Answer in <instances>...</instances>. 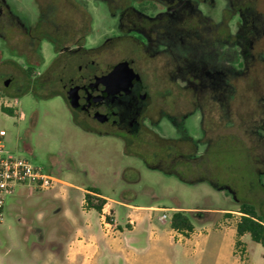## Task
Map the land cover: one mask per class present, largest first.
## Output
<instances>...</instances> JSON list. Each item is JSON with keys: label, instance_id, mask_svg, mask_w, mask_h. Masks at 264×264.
<instances>
[{"label": "rangeland", "instance_id": "rangeland-1", "mask_svg": "<svg viewBox=\"0 0 264 264\" xmlns=\"http://www.w3.org/2000/svg\"><path fill=\"white\" fill-rule=\"evenodd\" d=\"M7 1L25 23L44 26L43 39L36 43L0 37L2 142L8 153L64 184L50 190L18 185L5 196L0 264H121L105 255L94 260V247L85 254L79 251V244L86 243L104 250L108 240L123 238L121 231L134 247L133 264H227V240H221V248L213 247V234L193 260L189 246L183 245L188 236L171 231L169 222L175 210H187L197 229L233 223L239 214L221 209L237 210L236 200L216 182L233 185L239 198L264 204V0H180L161 11L145 5L140 17L147 40L143 46L132 39L107 40L117 35V17L128 10L139 12L143 0H72L82 11L70 0H54L61 18L58 34L53 0ZM84 12L89 20L77 22ZM134 14L128 19L135 22ZM81 25L85 45L99 46L92 51L96 60L136 61L152 96L150 118L137 138L75 114L58 84H41V73L54 66L56 49L71 43ZM213 74L227 81L219 101L198 85ZM176 91L182 95L173 104ZM167 115L184 116L181 133ZM240 143L258 156L257 176ZM166 146L187 159H178ZM91 187L106 197L107 210L116 211V226L108 231L99 212L87 213L85 195ZM116 201L174 209L141 211L149 221L130 233L140 220L127 222L131 218ZM239 245L235 251L242 256Z\"/></svg>", "mask_w": 264, "mask_h": 264}, {"label": "flooded vegetation", "instance_id": "flooded-vegetation-1", "mask_svg": "<svg viewBox=\"0 0 264 264\" xmlns=\"http://www.w3.org/2000/svg\"><path fill=\"white\" fill-rule=\"evenodd\" d=\"M56 1L58 3V0ZM70 2L74 5L76 4L74 7L82 11L79 4L72 0ZM160 2L143 0L137 6L139 12L128 10L124 14L119 15L116 20L117 26L115 29L117 35L109 36L107 40L124 41L125 39H132L143 46L147 41L143 30V19H141L145 12V5L161 11V9L171 8L177 3L180 4V0H165L164 2ZM57 3H55L56 6H58ZM56 12L57 8H55L53 22L58 27V34L61 22L55 20L57 19ZM79 14L77 22L86 23V19L88 18L89 20L86 12H84L83 16ZM133 14L140 23L137 20L135 22L131 21L132 18L128 19L133 17ZM82 25L78 27L76 37L73 36L70 39L71 43L58 47V50L56 49L57 57L52 62L54 66L50 67L51 69L45 68V72L41 73V84L49 87L58 84L60 86L59 94L63 96L75 114H81L83 118H90L93 122L107 125L112 129L124 130L130 137L137 138L141 133L145 121L150 118L148 110L152 103V96L144 84L136 61L130 57L120 59L117 62L107 61L103 63L96 60V54H93L92 51L99 46L93 48L85 45V34L79 32ZM43 26V22L40 21L34 26L25 23L7 0H0L1 38L11 42L21 37L28 39L31 43H36L38 39H43L41 37ZM104 43L105 41L101 42L100 46ZM70 64L72 68H69ZM239 65L243 66V63L239 62ZM48 74L52 78H49ZM209 76L207 75V77L199 79L198 85L201 87L200 90L210 91L212 98L217 96L216 99L219 101L224 96L227 81L220 76H214V74ZM107 86H109L108 90ZM112 90H114V93ZM179 93L180 91H176V94L172 93L174 95H172L173 100L171 101L173 104H175L176 99L181 97L182 94ZM69 94L74 98L73 103L75 106H72L70 98H68ZM125 106L129 107L127 112L124 111ZM163 113V111L160 112V114ZM167 117L171 124L176 127L175 129H178V132L183 131L182 121L184 120V116L172 117L167 115ZM168 148L172 149V153L175 157L178 156V159L182 160L184 158L176 148H171V146ZM184 159H187V157L185 156Z\"/></svg>", "mask_w": 264, "mask_h": 264}, {"label": "crops", "instance_id": "crops-1", "mask_svg": "<svg viewBox=\"0 0 264 264\" xmlns=\"http://www.w3.org/2000/svg\"><path fill=\"white\" fill-rule=\"evenodd\" d=\"M103 198H106L102 194L99 195ZM118 205H120L121 212L125 215V217H135L140 220V222L137 223L135 227H132V229L128 230V232H133L140 228L141 222L149 221V217L144 216L141 211H157V210H163V211H169L174 208H167V207H156V206H141V205H131L124 201H116ZM108 206V205H106ZM87 213H89L92 209H87ZM176 211V210H175ZM188 212L187 210H185ZM221 211L225 212H232L237 213L234 209H228V208H222ZM224 212V213H225ZM113 215L116 217V211L112 212ZM239 218V215H238ZM238 218L229 225H223L219 223L218 225H213L208 227L209 229L203 230V229H197V226L193 224V231L189 233L187 238L183 241L184 246H189L188 254L191 256V258L194 260L195 257L198 260L199 259V250L201 244L209 243L211 236L214 234L212 243L213 247L221 248L223 245L222 241L227 240L228 244V253L230 257L228 258L227 264H264V247L260 245L259 243H256L250 239V236L248 234H243L239 238L236 235V228L235 224L238 220ZM117 220V218H115ZM133 220L132 218L127 220V222L131 223ZM148 223L147 228L149 231V236L154 237L153 231L151 230L150 222ZM193 223V222H192ZM170 226V222H169ZM89 224L84 225V229L88 228ZM168 228V226H167ZM141 229V228H140ZM171 231H174L170 227ZM134 232V236H135ZM176 232V231H175ZM123 236L122 239L118 240H108L105 242L104 250H102V246L100 244H94V243H86V244H79L80 252L84 253L85 250L93 248L94 247V254L92 255L94 260L98 259L100 256H106L108 258H111L112 260H115L121 264H133L134 261V247L129 241V238L127 234L124 231L120 232ZM250 240L253 244H248L247 240ZM222 240V241H221ZM239 240L240 245L243 250L242 256L237 255L235 251L236 241ZM79 242H82L81 240ZM156 242V241H155ZM239 245V246H240ZM154 249L157 250L156 245H153ZM85 254V253H84ZM80 258V256H77ZM91 260V261H94ZM204 264V262H203Z\"/></svg>", "mask_w": 264, "mask_h": 264}, {"label": "trees", "instance_id": "trees-1", "mask_svg": "<svg viewBox=\"0 0 264 264\" xmlns=\"http://www.w3.org/2000/svg\"><path fill=\"white\" fill-rule=\"evenodd\" d=\"M63 6H65V5H63ZM56 8L58 11L59 10L58 6H56ZM56 18H57V12H56ZM55 20H58V18ZM59 20L61 22V18ZM59 20H58V22H59ZM62 20H63V23L65 24L64 19H62ZM73 24H74L73 26L75 27L76 21ZM3 109L9 110L8 108H5V107H3ZM230 139L231 138L227 139L226 141L229 140V142L232 143V141H234V139L233 140H230ZM232 145H233V143H232ZM238 147H239V149L242 150V152L244 153V156L247 157V160H249L250 166H251V168L253 167L252 170H254V173L257 176V174H259L258 170L261 168L260 167L261 165L259 164V162L255 161L258 156L254 157L253 156V149H250V148L244 149L241 143ZM254 158H256V159H254ZM215 185H217L218 187L219 186H228L235 194V200H236V203L238 206L236 211L239 212V218L235 224L237 237L239 238L243 234H248L252 241L259 243L260 245H262L264 247V204H263V202H255V201L245 200V199L239 198L237 196V191L233 187V185L223 184L221 182H216ZM88 191L92 192L94 194L101 195L99 190L95 187L88 188ZM95 200H96V202H95ZM85 201H86V206L88 209H94L99 213L101 212V209H102L104 203L106 202L105 198L97 197V196H94L90 193H87L85 195ZM225 214H230V213L225 212ZM190 215L188 214V212H186L184 210L174 211L170 217V227L174 231H176V232H178L184 236H187L189 233H191L193 231V223H192V219H191ZM239 244H240V242H239V240H237L236 245H239Z\"/></svg>", "mask_w": 264, "mask_h": 264}, {"label": "built area", "instance_id": "built-area-1", "mask_svg": "<svg viewBox=\"0 0 264 264\" xmlns=\"http://www.w3.org/2000/svg\"><path fill=\"white\" fill-rule=\"evenodd\" d=\"M4 130H0V219L2 218V210L4 207L5 196L11 194L18 185L32 187L38 190H50L58 185L64 184V181L58 176L44 171L42 167L33 165L28 160L20 158L8 153L2 142L5 135ZM88 193L100 197L92 192ZM96 202V200H95ZM105 202L100 218L104 228L108 231L116 226L115 218L110 209H106ZM167 215L163 214L162 218L166 219ZM132 223V222H131Z\"/></svg>", "mask_w": 264, "mask_h": 264}, {"label": "water", "instance_id": "water-1", "mask_svg": "<svg viewBox=\"0 0 264 264\" xmlns=\"http://www.w3.org/2000/svg\"><path fill=\"white\" fill-rule=\"evenodd\" d=\"M101 82L103 83L102 80H101ZM7 83H8V80L4 82L5 85H7ZM108 87H109V86H107V90H108ZM124 90L127 92L126 89H124ZM112 92L114 93V90H112ZM68 98H70V102L72 103V106H75V104L73 103L74 98L71 96V94L68 95ZM125 101H126V100H125ZM126 103H127V102H126ZM126 108H127V107L125 106V107H124V111L127 112L129 107H128L127 109H126ZM218 188H219V189H226L227 191H229V192L232 194L233 198L235 199V194H234V192H233L228 186H219Z\"/></svg>", "mask_w": 264, "mask_h": 264}]
</instances>
